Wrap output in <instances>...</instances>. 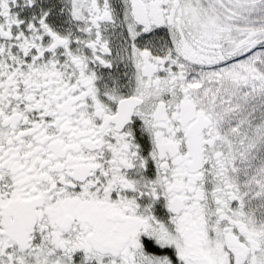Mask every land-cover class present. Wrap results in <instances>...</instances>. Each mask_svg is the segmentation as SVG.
<instances>
[{
    "label": "snow or ice",
    "instance_id": "6c2138e0",
    "mask_svg": "<svg viewBox=\"0 0 264 264\" xmlns=\"http://www.w3.org/2000/svg\"><path fill=\"white\" fill-rule=\"evenodd\" d=\"M0 264H264V0H0Z\"/></svg>",
    "mask_w": 264,
    "mask_h": 264
}]
</instances>
